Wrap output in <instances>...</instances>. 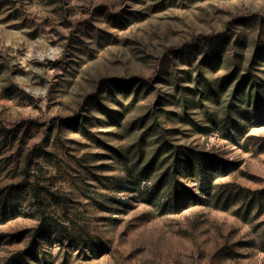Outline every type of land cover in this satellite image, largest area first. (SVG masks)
Instances as JSON below:
<instances>
[{
    "label": "rangeland",
    "instance_id": "1",
    "mask_svg": "<svg viewBox=\"0 0 264 264\" xmlns=\"http://www.w3.org/2000/svg\"><path fill=\"white\" fill-rule=\"evenodd\" d=\"M0 264H264V0H0Z\"/></svg>",
    "mask_w": 264,
    "mask_h": 264
}]
</instances>
